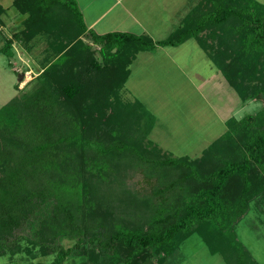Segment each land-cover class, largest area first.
<instances>
[{
    "label": "rangeland",
    "instance_id": "1",
    "mask_svg": "<svg viewBox=\"0 0 264 264\" xmlns=\"http://www.w3.org/2000/svg\"><path fill=\"white\" fill-rule=\"evenodd\" d=\"M254 1L264 5V0ZM41 4L46 25L40 26V36L25 40L0 35V48L7 41L10 43L8 54L0 53V107L12 98L21 100L24 94L37 88V76L44 71L46 84L65 113L62 119L66 121L67 131L72 129L87 145L84 150L68 149L61 168L52 166L41 176L45 183L43 200L63 201L85 233V241L94 236L104 241L117 231L144 233L151 226L148 221L153 214L155 220V215L161 220L154 221L152 229L162 230L167 218L172 220L186 205L200 202L198 194L209 188L206 178L215 168L227 164L235 154L240 157L247 152L250 131L245 134L246 141L241 140V145L237 144L233 150L221 152L213 145V151L206 152L224 136L225 126L218 122L219 113L241 119L260 112L264 100L258 94L241 103L224 83L222 86L228 96L216 95L219 83L208 80L212 72L216 73V68L212 63V67L208 65L210 60L202 57L192 39L175 46L177 48L164 47L174 60L181 62L179 70L169 66L166 58L157 59L146 65L147 73L140 75V79L136 66L124 85L110 87L101 81L100 71L109 65L100 57L98 46L91 44L87 36L73 38L74 30L71 31L66 14L60 12L58 6L47 0ZM9 11L17 17L14 9ZM18 26L13 25L11 29H19ZM85 45H89L88 50L82 48ZM258 54L260 71L254 76L259 75L260 84L264 83V51ZM199 56L203 58L201 65ZM64 86H69L72 98L58 90ZM133 96L138 97L142 109L154 119L153 127L141 144L148 152L108 155L105 162L99 150L109 142L101 141V136L113 135L111 130L121 133L117 136L122 140L126 134L135 139L140 135L138 130L132 134L127 128L120 127L118 131L114 127L125 104L135 102ZM57 178L61 179L58 181L63 187L58 191L50 184ZM39 188L42 189V185ZM242 190L245 194L241 197ZM221 192L226 205L218 207L216 212L232 215L241 203L243 210L233 224V233L252 263L264 264V178L258 167L252 166L246 183L235 177ZM44 207L38 211L36 221L27 219L26 228L17 240L12 242L6 236L0 237V244L5 245L0 250V264H51L59 247L65 249L73 245L74 238L69 237L70 233L58 232L56 223H38L46 218V214L42 215ZM200 236L193 232L167 256L151 250L150 254L131 257V251L118 242L114 253L116 262L109 261L106 251L88 244L62 264H225L220 255L209 254ZM159 258L164 259L157 262Z\"/></svg>",
    "mask_w": 264,
    "mask_h": 264
},
{
    "label": "trees",
    "instance_id": "2",
    "mask_svg": "<svg viewBox=\"0 0 264 264\" xmlns=\"http://www.w3.org/2000/svg\"><path fill=\"white\" fill-rule=\"evenodd\" d=\"M27 1L31 4L30 7L26 6ZM42 1L13 0V6L20 14L28 13L22 23L21 33L24 36L15 37L29 40L36 35L33 18L37 12H42L39 7ZM47 1L64 9L71 31L74 30L72 36L79 39L85 33V28L74 2ZM87 35L91 44L98 46L102 60L108 62V68L102 69L100 73L101 81L110 87L120 88L124 85L128 77L127 66L137 53L152 51L156 47H175L188 39H193L240 102L252 100L258 94L264 100V83L259 84V75L254 76L260 71L258 52L264 51V5L254 0H198L180 24L167 37L158 41H152L143 35L124 33L96 36L87 32ZM77 42L80 45V40ZM9 45L7 41L0 49V53L7 55ZM88 46L82 48L88 50ZM43 72L37 76V88L24 94L21 100L12 98L0 107V237L6 236L12 242L17 240L26 228L27 219L36 221L38 211L45 206L42 215L46 214V218L39 220L38 223H56L58 232L70 233L69 237L75 240L70 247L65 249L59 247L51 264H62L88 244L106 251L109 261L113 262H116L114 253L118 242L131 251L129 253L131 257H138L147 252L150 254L151 250L167 256L193 232L201 235L209 254L220 255L225 264H253L247 250L239 243L232 230L234 222L240 217L238 214L243 210L241 203L236 206L232 215H219L216 209L226 205L220 197L221 191L226 184L233 182V178L240 177L243 183H246L252 166H257L264 178V108L257 114L239 120L233 118L226 120L224 136L221 140L215 141L212 148L206 152L213 151V145L221 152L231 148L233 150L237 144L241 145V140L246 141L245 134L250 131L251 135L246 144L247 152L240 157L235 154L226 161L227 164L215 168L208 175L206 179L210 186L199 192L198 204L186 205L177 217L172 220L167 218L163 222L162 230L152 229L154 221L161 220L157 219L158 215H155V220L153 214L148 221L151 226L144 233L117 231L104 241L96 236L85 241L83 236L85 233L63 201L54 203L43 200L45 183L40 179L41 176L52 166L55 169L61 168L68 149L74 148L79 151L87 147L79 134L76 136L72 129L67 131L66 121L62 119L65 113L58 107L56 95L46 84L47 73ZM58 90L64 92L68 98L73 97L69 86ZM141 117L145 119L142 120ZM153 125V117L142 109L137 101L125 104L121 115L118 114L114 121V127L118 131L120 127L123 130L127 128L133 132L132 134L138 130L141 131L140 135L135 139L133 135L126 134L122 140L117 136L121 133L111 130L114 136L110 134L104 138L101 136V141L107 139L109 142L105 148L99 150L104 154V161H108L106 160L108 155L120 156L127 152L137 155L140 151L148 152L141 144ZM98 136L100 135L96 138H99ZM60 178L50 182L54 190L63 188L58 181L62 179ZM41 185L42 189L39 188ZM244 194L242 190L241 197ZM4 246L0 244V250ZM163 259L159 258L156 261Z\"/></svg>",
    "mask_w": 264,
    "mask_h": 264
},
{
    "label": "crops",
    "instance_id": "3",
    "mask_svg": "<svg viewBox=\"0 0 264 264\" xmlns=\"http://www.w3.org/2000/svg\"><path fill=\"white\" fill-rule=\"evenodd\" d=\"M72 1L74 2L77 11L80 14L82 24L85 28V33L81 36H88L87 32L92 33L96 36H101L108 33H124L129 35H136V36L143 35L149 37L152 41H158L167 37L180 24L181 20L186 16L189 10L196 5L198 0H72ZM12 3L13 0H0V35L1 36L22 35L21 33L22 28L20 25H22L24 18L28 16V13L20 14ZM26 6L30 7L31 4H29V2L27 1ZM39 7L40 9L44 10V6L41 5ZM11 8L15 10L17 17L14 16L9 11ZM58 9L60 10V12L63 11V13H65L62 7L58 6ZM42 12H37L38 14L33 18L34 29L37 31L36 35L34 36H40V34H42L41 33L42 31L39 32L40 26L46 25L44 21V14ZM60 24L61 23H58L57 25ZM13 25H19L18 26L19 29L18 28L11 29ZM189 40L191 39H188V41ZM192 42L196 44V42L193 39ZM181 45L184 44L181 43L179 46ZM195 47L201 50L197 44ZM172 48H177V47H172ZM201 53H202V57L203 56L206 57V55L202 50ZM189 54L191 53L189 52ZM165 58L169 66H173V68L176 71L179 70V66L182 65L181 62L174 60L172 58V55L169 54V51H166V48L157 47L152 51L139 52L134 56L133 60L127 66L128 77L131 75L130 73L132 72V69L137 66L139 68L138 71L139 73H137L138 74L137 78L140 79V75L143 76V74L147 73L146 65L152 63L154 60H155L154 62H156L157 59L159 60L162 59L164 61ZM206 59L208 58L206 57ZM201 63H203V58L199 56L198 64L201 65ZM207 63L209 66L212 65L210 61ZM181 70L183 69L181 68ZM219 74L220 73L217 70L215 74L212 72L211 77L210 78L208 77V80L210 79L212 83H214L215 81L219 83L217 86L220 89L217 90L218 92L216 91L214 92L216 95H218V93L220 95L221 94L226 95L227 92L224 91L222 83H224V85H227V83ZM184 78L187 79V76H185ZM203 84L204 83L201 84V87L203 86ZM137 98L138 97L133 96L132 99L133 101H139L137 100ZM217 108L219 111V105ZM230 118L233 117L228 113L226 115L219 113L218 122H220L223 126H225L226 120ZM235 120H239V119H235ZM224 130L226 131V126Z\"/></svg>",
    "mask_w": 264,
    "mask_h": 264
}]
</instances>
